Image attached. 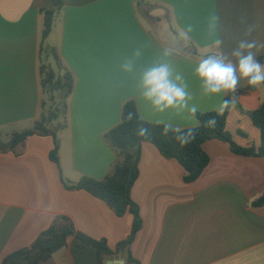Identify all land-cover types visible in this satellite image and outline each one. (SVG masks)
<instances>
[{"label": "crops", "instance_id": "1", "mask_svg": "<svg viewBox=\"0 0 264 264\" xmlns=\"http://www.w3.org/2000/svg\"><path fill=\"white\" fill-rule=\"evenodd\" d=\"M54 1L0 0L3 140L33 128L44 115L43 68L60 77L69 72L74 82L64 114L47 123L56 128L58 162L51 158L56 146L51 135L34 134L17 152H0V264L31 245L59 215L70 217L87 236L106 240L111 250L127 238L132 214L118 216L91 193L65 186L83 177L102 180L111 171L116 153L105 134L121 122L126 102L135 101L151 123L170 121L184 129L199 124L188 111L156 113L132 82L117 83L114 69L133 49L141 47L145 61L173 49L168 59L185 76L190 104L199 112H217L225 97L202 94L192 75L195 63L209 52L230 51L250 25L256 26L253 37L264 40V0H62L43 40L41 10ZM216 40L222 42L219 49ZM258 59L264 63V54ZM247 86L241 80L237 89ZM263 102L264 84L233 100L227 129L238 144L259 146L261 135L252 141L242 129L230 130L229 117L238 109L248 116ZM203 149L210 163L186 183L178 162L151 142L141 144L139 176L131 189L143 222L130 247L138 264H264V204H255L264 193V157L235 154L220 139L206 141ZM39 264L99 260L94 248L71 237Z\"/></svg>", "mask_w": 264, "mask_h": 264}, {"label": "trees", "instance_id": "2", "mask_svg": "<svg viewBox=\"0 0 264 264\" xmlns=\"http://www.w3.org/2000/svg\"><path fill=\"white\" fill-rule=\"evenodd\" d=\"M61 7L62 0H55L51 7L41 10L45 17L43 40L50 34L55 15ZM42 74V85L46 91L49 90L50 93L61 91L64 98L71 94L74 82L69 72L60 77L56 76L52 69L43 68ZM254 89L256 88L249 86L237 89L235 95L230 98L234 100L247 90ZM231 108L222 114L216 111H197L194 116L199 120V124L196 127H191L196 131V138L187 146L181 147L171 135L163 136L161 134L159 124L144 119L145 126L149 128L151 135L147 138L136 137L134 127L141 116L135 101L126 102L123 106L121 122L105 134L107 142L116 153V161L111 171L102 180L83 177L77 183H65V186L69 190H85L91 193L93 196L105 201L118 216H124L127 213L132 214L134 217L133 224L127 238L121 241L116 250L113 251L109 248L106 240H97L87 236L77 230L70 217L59 215L53 220L50 228L42 232L31 245L8 255L1 264H39L49 259L56 250L66 246L71 237L78 239L82 247L94 248L97 252L99 264H106L110 258L117 256L125 258L127 264H138L131 256L130 247L137 232L142 228L143 222L140 218L138 205L131 197V189L139 176L141 144L151 142L158 147L165 157L178 162L183 169V180L186 183L196 181L210 163V156L203 149V144L208 140L220 139L225 141L229 144L231 151L238 155L264 157V102L256 110L247 112L253 125L260 131L261 143L259 146L255 144L243 146L233 139L232 134L227 129V117ZM128 112L136 113L137 120L132 123L125 121L123 117ZM53 115L56 117L55 114ZM212 118L217 121L215 127H206L205 122ZM47 123V120L43 117L36 121L33 128L13 133L6 141L3 140V136L0 134V152H17V149L24 146L31 135H51L56 142L51 158L58 162L59 143L56 132L49 129ZM255 204L258 206L264 204V193L255 201Z\"/></svg>", "mask_w": 264, "mask_h": 264}, {"label": "clouds", "instance_id": "3", "mask_svg": "<svg viewBox=\"0 0 264 264\" xmlns=\"http://www.w3.org/2000/svg\"><path fill=\"white\" fill-rule=\"evenodd\" d=\"M215 20V17L209 19V30H214ZM255 30L256 26L250 25L244 33V38L238 40L230 51L209 52L201 56L193 67L192 75L199 82L204 96L225 97L217 108L219 114L229 110L233 105L230 97L235 95L241 80L246 81L251 88L264 84V63L258 59L264 54V40L253 37ZM189 31H191L190 26L183 34L187 36ZM221 44L220 40L215 41L218 49ZM172 55L173 49L164 48L159 57L145 61L143 49L141 47L133 49L114 69L117 83L122 86L132 82L138 95L156 113L188 111L194 116L198 109L196 105L190 104L193 97L184 74L168 59ZM123 119L132 123L137 120V116L134 112H128ZM157 123L161 126V134L171 135L181 147L187 146L196 138L195 129H184L164 120ZM216 123V119L212 118L205 122V126L215 127ZM134 132L138 138H147L151 135L142 116L138 118ZM112 250H115L114 247ZM108 264H126V262L117 256L109 259Z\"/></svg>", "mask_w": 264, "mask_h": 264}, {"label": "rangeland", "instance_id": "4", "mask_svg": "<svg viewBox=\"0 0 264 264\" xmlns=\"http://www.w3.org/2000/svg\"><path fill=\"white\" fill-rule=\"evenodd\" d=\"M46 93L47 94L45 95L44 115L41 116L40 119L44 117L47 122H50L64 114L63 111L65 108V98L63 93H59L58 91L50 93V91L47 90ZM53 114H55L56 117H54ZM50 116H52L51 119ZM228 128L230 130H235L236 128L242 129L248 135V139L252 141H257L260 138L258 129L251 123L248 116L241 113L239 109L238 111H234L233 115L229 117ZM52 129L54 131L56 130L55 127H53Z\"/></svg>", "mask_w": 264, "mask_h": 264}]
</instances>
